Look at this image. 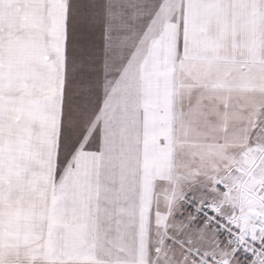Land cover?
I'll return each mask as SVG.
<instances>
[{"label":"snow or ice","instance_id":"obj_1","mask_svg":"<svg viewBox=\"0 0 264 264\" xmlns=\"http://www.w3.org/2000/svg\"><path fill=\"white\" fill-rule=\"evenodd\" d=\"M0 264H264V0H0Z\"/></svg>","mask_w":264,"mask_h":264}]
</instances>
